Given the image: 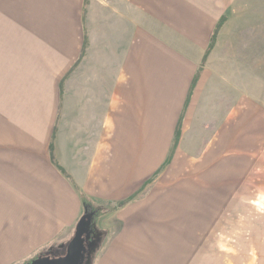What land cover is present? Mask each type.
<instances>
[{
  "label": "rangeland",
  "instance_id": "374dc122",
  "mask_svg": "<svg viewBox=\"0 0 264 264\" xmlns=\"http://www.w3.org/2000/svg\"><path fill=\"white\" fill-rule=\"evenodd\" d=\"M86 1L83 14V0H0V160L45 146L83 29L55 124L64 140L95 127L77 118L76 97L99 42L117 38L99 29L124 17L141 77L133 61L137 87L120 89L116 120L99 121L116 132L96 167L106 174L79 186L101 208L81 264L117 247L121 264H264V0ZM80 219L0 264L63 255Z\"/></svg>",
  "mask_w": 264,
  "mask_h": 264
},
{
  "label": "crops",
  "instance_id": "0c3cea01",
  "mask_svg": "<svg viewBox=\"0 0 264 264\" xmlns=\"http://www.w3.org/2000/svg\"><path fill=\"white\" fill-rule=\"evenodd\" d=\"M111 21L109 19L107 22V29L104 26L99 29V34L104 35V32H107L108 36L115 35L117 38L113 43L105 44L103 42L105 40L99 42V47L92 54L93 66L90 72L92 78L88 80L87 75H83L85 79L80 85L83 90L76 97L79 102H82V107L76 109L77 118L82 117V120L88 123L94 122L95 127H77L74 134H71L75 140H64V137L57 133L59 130L55 123L62 108L63 86L66 80L64 79L61 90L58 86L74 64L62 75L58 83V114L45 146L38 152H21V157L18 156V159L13 154L8 159L5 155V162L0 160V260L7 257L6 260L13 259L12 262H15L17 258L31 255L42 245L58 236L65 229L64 227H69L70 224L77 221L76 219H80L83 205L79 196V186L92 184L102 174H106L96 167L99 161L107 160V145H109L107 138L115 136L116 129L100 127L99 121L111 120L113 122L116 120V96H120V89H131L133 86L136 88L137 85L131 83L136 81L138 76L135 79L132 77V73L135 70L134 72L140 74L139 77H141L142 71L141 57L136 54L133 56L130 48L129 41L132 32L130 21L126 24L127 20L124 17L117 18L112 23ZM125 35L129 37L127 38ZM86 36L83 29L82 43L76 63L81 56L83 37ZM86 40L88 43L87 37ZM116 59L120 62L117 70L111 67L117 62ZM133 61L135 62L134 70L131 66ZM127 73H130L131 76L123 85ZM194 90L195 88L192 93ZM192 93H190V100L189 97H186L185 105H190ZM188 105H186L185 113ZM51 143L53 144L54 160L65 175L59 172L50 161L51 155L48 148ZM34 153L39 155L36 156ZM36 162H38L39 170L35 168ZM32 166L34 168H31ZM51 166L56 171L51 172ZM79 168L85 169L81 174L82 181L77 179L79 172L77 173L76 170ZM46 170L50 175H46ZM86 195L84 194V196ZM86 197L90 199V197ZM118 249L119 247L112 249L102 264L123 263V251H118Z\"/></svg>",
  "mask_w": 264,
  "mask_h": 264
},
{
  "label": "water",
  "instance_id": "95a60500",
  "mask_svg": "<svg viewBox=\"0 0 264 264\" xmlns=\"http://www.w3.org/2000/svg\"><path fill=\"white\" fill-rule=\"evenodd\" d=\"M87 225L83 220H79L71 240L66 244L63 255L57 257L43 256L38 257L29 264H79L81 256L85 251V240L87 237Z\"/></svg>",
  "mask_w": 264,
  "mask_h": 264
},
{
  "label": "trees",
  "instance_id": "16d2710c",
  "mask_svg": "<svg viewBox=\"0 0 264 264\" xmlns=\"http://www.w3.org/2000/svg\"><path fill=\"white\" fill-rule=\"evenodd\" d=\"M84 1V9H83V14H84V12H85V7H86V5H87V1L86 0H83ZM222 24H223V20H221L220 22H219V24L216 26V28H215V31H213L214 32V34H213V38L216 36V34H217V31H219V29L221 28V26H222ZM84 38V41H83V47H82V52H81V56H80V58H79V60L81 59V57H82V55H83V49H84V46L86 45V37H83ZM214 40V39H213ZM213 40H212V43H213ZM212 43H210L211 45H212ZM207 54H208V51H207V53L205 54V56H207ZM205 56H203L204 57V59H203V61L205 60ZM78 60V61H79ZM78 63V62H77ZM77 63H75V65L72 67V69H74V67L76 66V64ZM72 69L70 70V71H72ZM196 79L197 78H195V81H196ZM63 80H64V78H63ZM63 80H61V82H60V86H58L59 87V89L61 90V86H62V83H63ZM193 82V85H194V81H192ZM192 85V86H193ZM187 100H188V98H187ZM180 121H181V119H180ZM179 128L176 130L177 131V135H176V139L178 138V136H179ZM49 150H50V155H51V162H52V164L59 170V172H61L63 175H65V173L63 172V170L57 165V163L55 162V158H54V155H53V144L51 143L50 144V146H49V148H48ZM79 196H80V198H81V202H82V205H83V213H82V216L80 217L81 218V220H83L84 221V223L88 226V225H90L89 223L90 222H92L93 221V219H95V218H97L98 216H99V214L101 213V208L100 207H98L96 204H94L90 199H88L86 196H84V194L83 193H81L80 192V194H79ZM88 230H90V228H87ZM93 242V240L91 239V242L90 243H88L89 245L91 244ZM88 245V246H89ZM88 255V249L87 250H85L84 252H83V254H82V256H81V261H80V263L79 264H81L82 262H84V261H86V256ZM38 257H41V256H35L32 260H30V261H28L26 264H29V263H31L33 260H36V258H38ZM43 257V256H42Z\"/></svg>",
  "mask_w": 264,
  "mask_h": 264
}]
</instances>
